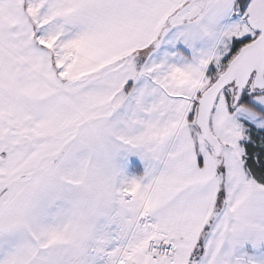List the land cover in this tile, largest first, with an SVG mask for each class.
<instances>
[{"label": "snow or ice", "instance_id": "6c2138e0", "mask_svg": "<svg viewBox=\"0 0 264 264\" xmlns=\"http://www.w3.org/2000/svg\"><path fill=\"white\" fill-rule=\"evenodd\" d=\"M0 264H264V0H0Z\"/></svg>", "mask_w": 264, "mask_h": 264}]
</instances>
